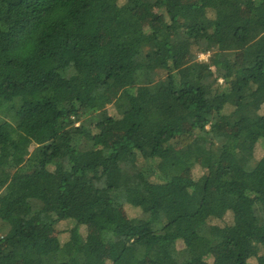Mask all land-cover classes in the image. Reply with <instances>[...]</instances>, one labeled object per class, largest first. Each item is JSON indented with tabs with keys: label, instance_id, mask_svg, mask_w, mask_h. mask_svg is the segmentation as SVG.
I'll return each mask as SVG.
<instances>
[{
	"label": "trees",
	"instance_id": "obj_1",
	"mask_svg": "<svg viewBox=\"0 0 264 264\" xmlns=\"http://www.w3.org/2000/svg\"><path fill=\"white\" fill-rule=\"evenodd\" d=\"M259 143L264 0H0V264H264Z\"/></svg>",
	"mask_w": 264,
	"mask_h": 264
},
{
	"label": "rangeland",
	"instance_id": "obj_2",
	"mask_svg": "<svg viewBox=\"0 0 264 264\" xmlns=\"http://www.w3.org/2000/svg\"><path fill=\"white\" fill-rule=\"evenodd\" d=\"M209 55L208 54H199L197 56V60L198 61H206L208 59ZM109 112L110 115L114 116L115 113L112 109V106H107L106 108ZM6 120V119H5ZM9 121V120H7ZM10 122V121H9ZM33 149V147L31 148V150ZM264 155V144L263 143H259L256 145L255 147V151H254V158L255 159H260L262 156ZM203 173V169H201L200 167H194V169L192 170V172L190 173V175L193 177V178H198L200 177V175ZM189 174V173H188ZM124 212H125V215L128 217V218H140L142 216L141 214V211L138 210V209H133V208H130V207H127L125 206L124 207ZM231 219V215L230 214H227L225 217H224V220L225 222H229ZM73 227V225L69 222H64V223H59L55 229L52 231V235L58 239H60L61 241L65 238L63 236L60 235L59 237V233H61L63 230L65 229H71ZM79 232L85 236V235H88V234H91L94 232L93 228L91 226H81L79 228ZM250 264H255V260L253 258H251L250 260H248Z\"/></svg>",
	"mask_w": 264,
	"mask_h": 264
}]
</instances>
